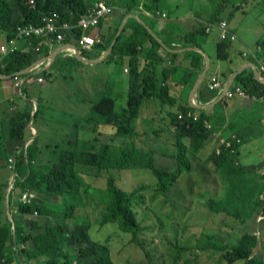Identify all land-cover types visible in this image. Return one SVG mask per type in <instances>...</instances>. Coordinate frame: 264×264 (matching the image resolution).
Wrapping results in <instances>:
<instances>
[{
  "label": "trees",
  "instance_id": "trees-1",
  "mask_svg": "<svg viewBox=\"0 0 264 264\" xmlns=\"http://www.w3.org/2000/svg\"><path fill=\"white\" fill-rule=\"evenodd\" d=\"M96 0H12L11 4L8 0H0V33L5 35V39H10L15 36L19 25L23 24H41L44 18L51 13H59L61 20H72L83 14L87 8L93 5ZM222 1V2H221ZM107 2L114 7L122 8L118 11L116 19L101 21L98 31L102 36L103 41L96 44L90 51L82 50V54L90 59H95L103 52H105L111 45L117 30L128 14L137 13L145 21L147 16L141 12V7L154 14L160 8L161 0H107ZM225 0H218L215 10L211 13L209 22L217 24L221 20V14L226 6ZM225 4V5H224ZM141 6V7H140ZM232 14V13H231ZM156 18V17H153ZM113 21L111 28L105 29L106 23ZM148 21V20H147ZM154 29V21L151 19L149 24ZM205 25H202L195 30L188 33H179L174 25H165L162 32L155 33L161 38V43L142 23L139 17L134 15L127 19V22L117 37L111 53L102 62L111 64L112 62L126 66L128 73L124 76L127 78L128 90L125 93L126 101L121 108H117V99L114 93L117 75L115 71L109 70L104 76V89L102 93H95V99L83 118L82 123H75L76 140L66 138L63 143L59 138V145L66 146L58 152L59 160L56 163L48 165H37L36 159L41 155L42 134L37 129V121L41 117L42 109L41 103H34L27 101L29 96V86L25 84L22 94H25V102H29L27 110L14 109L1 124L0 130V156L7 154L9 151L5 142H11L12 152L15 149L21 150V154L17 158L16 171L17 176L14 186L20 192L26 189L35 190L45 198L54 199L53 202H45L39 200L38 203L22 204L18 201L14 202L12 192L8 196L7 205L12 212V204L15 205L18 214L22 215H38L42 218H51L53 221L47 225H43L42 221L30 220L28 227L27 223L17 222V218L12 214L13 221L7 215L0 213V264H14L16 256L23 254L25 257V264H32L37 261L38 264H82L83 259L88 255L86 248L90 246L99 247L101 250L97 251L95 257L100 261V264H114L109 249L104 244H95L92 237L87 231L73 235L75 243H84L77 251L76 260L74 255L66 248V240L68 237L69 219L75 217V210L79 207L82 193L87 192L90 183L86 181L85 177L78 171V166L82 165L89 169H94L96 173L106 174V192L104 197L105 210L101 216L100 226L113 223L117 224L119 229L126 234H130L132 242L138 244V235L141 232L140 224L137 220L136 214L133 210V194L123 190L117 185L116 173L121 169H133L134 157H140V150L134 145H128V138H133L136 133V122L139 119L140 111L145 105L144 103L151 97L159 99L160 104L169 105L176 110L169 111L170 125L175 129V143L172 149H167L163 154L166 157L174 160L176 166L173 170H163L157 167L155 163V156L158 154L155 150H150V155L144 163V168L148 169L155 177V185L157 193L165 195L166 192L173 186V183L182 173H189L191 171V161L187 155V151L196 154L203 149L206 141L209 138L210 132L206 125L205 119L207 116L201 113L197 119L192 116H187L188 110L203 109L196 106L179 105L175 97H173L170 90V83L168 79L175 67L164 68L161 74L157 72V66L164 61L162 52L164 51L172 59V62L179 55L180 52L185 51L192 55L190 66L186 68L183 82L187 83L190 78L193 82L204 68V55L197 50H183L179 48H186L190 46H197L200 43L197 41V32L201 35L206 34ZM82 30L75 29L70 38L66 42H71L74 38H78ZM34 43L38 42L36 37L30 38ZM177 40L181 46H175L173 42ZM28 42V38L23 39ZM230 41L218 39L217 52L219 59H227L229 56ZM256 45L261 47L258 55L264 56V35L259 37ZM40 52L46 56L50 54V47L42 45L40 51L27 50L23 46L9 53L0 64V76H8V81L12 80L11 75L16 72H21L23 76L32 78L34 72L28 71V67L35 61V57ZM63 52L59 53L53 63L61 58ZM94 57V58H92ZM128 58V61H126ZM77 63L84 62L77 56L69 57ZM257 64L256 60H252ZM110 62V63H109ZM42 69V73L47 78L56 76L53 70V65ZM106 64V63H105ZM26 71H23L25 70ZM250 70V71H249ZM264 74L263 72H260ZM6 79V78H5ZM170 80V79H169ZM235 82L242 86L245 92L251 96L264 97V81L257 78L250 69H244L235 76ZM30 85V84H29ZM28 97V98H27ZM85 101V100H84ZM36 105V110L34 106ZM183 112L184 116L179 114ZM7 123V125H5ZM30 123L37 131L36 137L25 149V144L29 139L30 132L28 126ZM84 125L78 127L77 125ZM7 127V128H6ZM109 129H108V128ZM103 129L111 132L113 140L122 137L123 141L118 145L113 146L109 141H104L99 147H96L92 141L86 139L87 131L103 134ZM85 138V139H84ZM185 139L189 140V146L185 144ZM232 144L231 148L220 147L219 153L213 151L207 158V161L214 164L217 168L225 169L230 167L233 174L240 172L239 166L233 164L236 159L239 144L236 140L230 138ZM56 144V145H57ZM55 145V146H56ZM59 148H56V150ZM141 165V164H140ZM138 162L135 166L139 167ZM8 186V185H6ZM264 202V199H263ZM212 203L220 206L221 203L212 201ZM3 205L6 209L5 200ZM212 205V204H211ZM209 207L212 209V206ZM216 212L227 211L230 215L232 212L225 207L214 209ZM5 217V218H4ZM14 227V228H13ZM33 232H35L33 234ZM258 242V237L255 234L245 233L242 235L238 244L225 251L224 258L233 264L237 261H243V264H264V261L255 255V247ZM25 244L19 251L13 253L8 252L10 245ZM140 246V245H138ZM195 248L201 251L216 249L223 251L224 245L214 240L212 236H207L206 239H201L196 242ZM36 264V263H33Z\"/></svg>",
  "mask_w": 264,
  "mask_h": 264
},
{
  "label": "rangeland",
  "instance_id": "rangeland-1",
  "mask_svg": "<svg viewBox=\"0 0 264 264\" xmlns=\"http://www.w3.org/2000/svg\"><path fill=\"white\" fill-rule=\"evenodd\" d=\"M8 1L15 7L12 0ZM177 1V6L182 10L183 7L181 5L184 0ZM193 1L197 3L199 9L204 13L203 20L197 23V26L205 25V32H208L209 18L217 6L218 0H185L187 3L184 8L189 7ZM225 1L227 3L221 14V20L227 19L229 24L231 22L237 23L236 28L242 37L253 39L255 35L259 36L260 34H257L256 31H259L257 29L258 24H261V22L264 23V0ZM113 5L114 10L111 19H116L118 17V11H122L123 9L116 7L115 4ZM170 8V1L167 0L165 5L158 9L156 19L163 18L165 19L163 22L168 23L170 15L175 12L173 8ZM164 9L166 10V15L162 13ZM261 29H264V26ZM263 35H260V37ZM56 46L58 45L53 47ZM63 55L53 64V70L58 72L55 77L47 78L42 73H34L32 82L36 81L35 75L37 76V74L44 77V81L37 86L39 90L36 89V94L74 93L73 97L76 98L72 101L77 103V101H80V95L76 93L99 94L103 92L105 80L101 78L106 76L110 69L108 67L106 71H103L99 65L107 57L100 62H86L81 64L75 62L73 59H69V57L77 56L75 53L65 51ZM260 59V63L256 60L258 63L256 65L259 75L264 78V74L260 73H264V56L260 55ZM126 61H128V58H126ZM105 63L109 65L107 62ZM120 67L119 73L126 75L128 71L125 69L128 67ZM110 68L113 71L118 69L117 64L113 62ZM57 75L59 79H57ZM201 83H199V86H202L203 83ZM12 87H14V83ZM226 87L227 85L223 92L228 98L239 96L229 97L227 93H235L236 88H242L236 82L233 85L231 84L228 89ZM217 88L223 89V83L221 81L218 87L212 89ZM114 93L116 96H119L116 98L117 108L119 109L125 104V93L121 92V88H118ZM13 94H18V91L16 90ZM248 96L251 98H260L251 95ZM93 99L95 97H91L88 100L91 105ZM150 99L151 97L144 103L145 106L142 107L139 119L136 122L137 135L133 138L125 139L129 146H131L130 144H135L134 146L140 150L138 152H140L141 156L134 157L133 169H121L116 173L117 185L133 194V210L141 227V232L138 235V244L133 243L131 235L123 233L117 224L110 223L102 227L100 226L101 216L105 210L103 199L106 192V174L103 173L100 175L94 169L80 165L77 167L78 171L90 183V187L87 192L82 193L80 205L75 210V217L68 221L69 228L66 248L72 253V256L74 255L73 260H76L75 257L78 254V248L85 245V242L75 243L73 235L87 231L94 243L98 242L108 247L114 264H230L224 258L225 251L226 249L230 250L235 247L245 233L255 234L258 237L254 252L258 258L264 261V171H259L258 166L254 167V164L244 166L239 163L237 160L238 152L236 153L233 167L239 166L241 173L237 172L233 174L234 172L230 167L225 169L217 168L214 164L208 162L207 158L210 154L213 151H220L221 146L224 145L225 147L231 148V142L227 145V141L233 138L231 135H227L222 131H219V139L214 137L218 132L217 128L219 129L223 122V116H217L214 123L211 115L207 113L206 108H203L202 112L188 110L186 115L192 116L194 119H197L201 113L207 116L204 122L206 127L210 129L209 138L203 146L204 149L198 153L193 154L187 151L192 165L191 171L189 173H182L165 195L158 194L154 175L148 169L144 168L143 165L150 155V150H155V152L158 151V154L155 156L157 167L168 171L175 168L176 163L174 160L164 156V152L172 149L175 143V129L170 125V118L168 116L171 108L168 110L166 107L164 108L163 104H160L159 99H154L157 103L155 102V104H152L153 106L150 105V107H147ZM25 103L26 106L29 105V102ZM90 107H88L87 112H89ZM174 110L176 109L174 108ZM217 113H219V110H217ZM180 114H182V117L184 116L183 112ZM72 117L77 124L82 120L81 115L79 117L73 115ZM216 123L218 124L215 125ZM77 126L82 127L84 125L79 124ZM76 129L77 127H74L73 124L71 130L46 131L45 135H48V138L43 137L46 144L42 143V147L40 148L43 150V153L45 150L47 154L42 155L41 151L42 156L37 157L35 163L40 166L56 163L59 160L58 152L63 146H66V144L58 146L59 138L64 139L62 141L63 143H66L65 140L68 136L69 138L73 136V141L76 140ZM102 131L103 134L99 133V131L93 133L87 131L85 132L86 139L92 141L96 147H99L104 141H109L113 146L123 141L122 137L113 140L109 130L103 129ZM214 138L216 139V144L213 148L214 145H209V142L214 140ZM185 144L189 146L188 139H185ZM257 145L260 146V142ZM168 147L169 149H167ZM14 148L12 147L7 154H1L0 156V184L3 183L4 187L6 184L10 185L12 177L17 174L16 168L13 169L14 171L8 168L7 161V158L9 159L14 155V151L12 152ZM56 148L59 149L56 150ZM249 149L252 152V156H256L255 149ZM136 161L138 165L141 164L139 167L135 166ZM255 164L259 165L257 163ZM16 177L18 178V176ZM7 190L5 191V199ZM32 191L35 194L36 203L40 199L45 202L55 203V201L53 202L54 199L50 197L45 198L37 191ZM19 192V189L14 187L12 191L13 195H11V198L15 196V198L13 197L14 202L17 201ZM1 199L0 197V202ZM212 201L221 204L217 206ZM5 204L6 209L2 200V205H0V211L2 210V212L0 213L1 215H7L13 221L14 217H12V214L16 217L18 216L16 207L12 204L11 212V207H8L7 201H5ZM209 205L212 206V209ZM223 207L232 212V215L227 211H214L216 208ZM16 220L17 222L20 220L21 223L26 222V227H28L30 220L42 221L43 225H47L53 221L51 218H42L38 215L32 217L28 214H19ZM207 236H212L214 240L216 239L218 243L224 245L225 249L223 251L216 249L201 251L195 248L196 242L201 239H206ZM24 246L25 244L21 246L10 245L8 252L15 255V251H19ZM99 250H101L99 247H87L86 253L88 256L83 259L82 264H100V261L95 257L96 252ZM25 260L23 254H19V257L16 256L14 264H25ZM33 263L38 264L37 261H33ZM233 264H243V261H237Z\"/></svg>",
  "mask_w": 264,
  "mask_h": 264
},
{
  "label": "crops",
  "instance_id": "crops-1",
  "mask_svg": "<svg viewBox=\"0 0 264 264\" xmlns=\"http://www.w3.org/2000/svg\"><path fill=\"white\" fill-rule=\"evenodd\" d=\"M142 1V0H141ZM167 0H161L160 8L165 5ZM171 8L175 10L174 14L170 15L168 19V23H164L165 19L157 18V11L154 14L151 11H147L143 9L141 6V12L147 16V20L145 21L141 18L137 13H134L136 17H139L140 20L144 21L147 25L151 19L154 21V29L148 25V27L153 30V32H162V29L165 25H172L174 23V27L177 28L179 33H188L191 30H195L198 28V24L200 21L203 20L204 13L199 9L197 3L194 1L192 4L184 8L187 2L182 3V10L180 7L177 6V0H169ZM164 4V5H163ZM170 8V9H171ZM162 13H166L164 9ZM166 15V14H165ZM206 16V15H205ZM156 17V18H153ZM232 21V20H231ZM234 21V20H233ZM113 22V21H112ZM112 22H107L105 29L111 28ZM170 22V23H169ZM202 26V25H201ZM231 28L237 33L238 37L237 40H234L229 45V56L227 59H219L218 52H217V41H218V29L214 28L210 32H206V34L201 35V33L197 32V41L200 43L201 46L199 48L197 46H190L186 48H179L180 51L183 50H197L204 55V68L197 76L196 80L190 78L187 83L183 82L184 74L186 68L190 66V62L192 59L191 54H187L185 51L180 52L179 55L175 58L172 62V59L167 55L164 51L162 52L164 56V61L157 66V72L161 74L164 68H170L171 66L175 67L170 74V94L175 97L178 101L179 105H185L186 107L189 105L198 106L201 109L206 108L207 113L211 115L212 120L215 123V118L217 116H223V122L220 125V128L214 136L216 139H219L218 134L219 131L226 133L227 135H231L233 139L237 141L239 144L238 147V156L237 160L239 163L243 164L244 166L249 164H254V167L258 166L259 171H264V97L260 98H251L250 96H236L233 98H228L224 94V88L228 85L232 78L231 84L235 83V73L237 74L244 69H252L254 71V63L252 60L253 58L247 57L244 55V52L255 49L256 48V41L260 37V35L264 34V23L261 22L257 26L259 31H256L258 35H255L253 39H248L246 37H242L237 30L236 26L237 23H230ZM155 30V31H154ZM217 38V39H216ZM5 39V35L0 33V42ZM175 46H181L180 42L175 40L173 42ZM58 45L56 47H53ZM50 47V54L44 56L41 52L39 55L35 57V61L32 65H30L27 69L28 71H32L34 73H38L43 68H48L52 63L54 58L61 52L71 51L68 49L67 44L58 43ZM27 49L28 42L20 41V47ZM32 50V49H31ZM244 56H243V55ZM54 55V56H53ZM209 58V66L207 67V58ZM50 56V57H49ZM50 62V63H49ZM86 63L85 61H83ZM49 63V64H48ZM258 64V63H257ZM53 65V64H52ZM110 65L105 63H100V69L106 71L107 68H110ZM118 69L115 70V74L117 75L116 81L118 82L115 87V91L118 88H121V92L127 93L128 90V82L125 74H120L119 71L121 69L120 65H117ZM207 67V70L205 71ZM205 73L203 74V72ZM250 71V70H249ZM58 72H56L57 74ZM255 73V72H254ZM37 74V75H38ZM236 74V75H237ZM59 75V74H58ZM57 75V79L59 76ZM6 78V79H5ZM216 78L218 81L223 83V89H211L209 88V82ZM8 76L2 75L0 76V130L1 124L4 120H8L6 117L14 110V109H22L27 110L28 107L25 103L26 95L20 94H13L16 92V89L12 87L13 80L8 81ZM56 82V81H55ZM202 82V86H199V83ZM42 82H31L29 87V102L33 101L34 103L40 102L41 103V117L37 121V129L39 133L42 134V143L46 144L43 140V137L48 138L46 131L49 130H71L73 124L77 123L74 121L72 117L75 115L79 117L80 115L83 118L87 115V109L91 106L89 103V98L94 97L95 93H76L80 95V101H72L74 98V93L69 94H36V89L39 90L38 84ZM199 86V87H198ZM31 87V88H30ZM84 99L86 100L83 103ZM83 100V101H82ZM26 101V102H27ZM155 100L153 98L147 104V107L153 106L155 104ZM157 103V102H156ZM145 106V105H144ZM164 108L166 107L167 110L171 107L169 105H163ZM174 108H171L173 110ZM219 110V113H217ZM79 123H82L83 121ZM216 123L215 125H217ZM7 125V123H5ZM43 131V133H42ZM209 142V145L213 144V148L215 147V139ZM62 140V139H61ZM260 142V146L257 143ZM6 147L8 150L12 148L11 142H5ZM42 147V146H41ZM260 147V148H259ZM212 148V149H213ZM249 148H254L256 156H252V152ZM204 149V148H203ZM18 149H15L14 153L16 154ZM42 150V149H41ZM212 151V150H211ZM13 153V154H14ZM47 153L42 150V155H46ZM41 155V156H42ZM8 161V158H7ZM255 163L259 164L256 165ZM241 173V171L239 172ZM253 177V176H252ZM8 185V184H6ZM5 188L8 189V186L0 184V197L2 205V200L8 201V190L5 199ZM2 212V210L0 211ZM17 213V211H16ZM19 216V214L17 213Z\"/></svg>",
  "mask_w": 264,
  "mask_h": 264
},
{
  "label": "built area",
  "instance_id": "built-area-1",
  "mask_svg": "<svg viewBox=\"0 0 264 264\" xmlns=\"http://www.w3.org/2000/svg\"><path fill=\"white\" fill-rule=\"evenodd\" d=\"M33 2V0H32ZM114 7L110 5L107 0H96L93 5L89 6L87 10L81 14L79 17L74 18L72 20H61L59 13H51L44 18L43 23L41 24H23L19 25L18 31L15 36L10 39H4L0 42V64H2L4 58L9 54L14 52L16 49L20 47V41L28 38V47L27 50H35L37 52L40 51L42 45L53 46L58 43L66 42L67 38H70L72 32L80 28L82 33L78 38H74L73 41L67 42V47L69 44L74 43L78 47L79 51L82 53V50L90 51L96 44H100L103 39L101 34L98 31V27L100 22L103 20L110 19L112 15ZM165 15V13H163ZM218 28L219 38L222 40H228L230 42L237 40V33L231 28L227 19H222L219 23L213 24L208 23V32L211 29ZM216 28V29H217ZM36 37L38 42L34 43L30 38ZM68 49L71 52L75 53V50L72 47ZM259 51H261L260 46H256L255 49H250L244 52V55L247 57H252L257 60L259 63L261 62L260 56L258 55ZM50 63V62H49ZM48 63V64H49ZM264 68V66H263ZM45 69V68H43ZM127 71V68L125 69ZM11 79L14 83V88L18 91V94H22L23 87L25 84H31L32 78H28L27 76H23L21 72H16L11 75ZM35 80L38 82H43L44 77L42 75H35ZM220 85V81L216 78H213L212 81L209 82V88H216ZM229 97L239 95V96H248V94L244 91L243 88H236L235 93H227ZM36 110V105L34 106ZM182 117V114L179 115ZM28 130L30 132L29 139L25 144V149L29 146V144L33 141V139L37 135L36 129L33 127V124L30 123L28 126ZM227 145H229L230 141H227ZM21 150H17L16 154L14 153L8 159V168L11 171L16 168L17 158L21 154ZM219 153V150L217 151ZM16 174L12 177V182L8 185V196L14 189V182L16 180ZM35 194L32 190L26 189L25 191L19 192L18 201L22 204H30L35 202ZM37 215V214H36Z\"/></svg>",
  "mask_w": 264,
  "mask_h": 264
},
{
  "label": "water",
  "instance_id": "water-1",
  "mask_svg": "<svg viewBox=\"0 0 264 264\" xmlns=\"http://www.w3.org/2000/svg\"><path fill=\"white\" fill-rule=\"evenodd\" d=\"M133 14H128V15H126L125 17H124V19L122 20V22H121V24H120V26H119V28H118V30H117V33H116V36L114 37V39H113V41H112V43H111V45L109 46V48L104 52V54L100 57V58H98V59H94V60H92V59H88L87 57H85L80 51H79V49H78V47L76 46V44H74V43H71V44H69L68 45V47H72L74 50H75V54L77 55V57H79L80 59H82V60H84L85 62H88V63H95V62H100V61H102L103 59H105L110 53H111V51H112V49H113V46H114V44H115V42H116V40H117V37L120 35V33L122 32V30H123V28H124V26H125V24H126V22H127V19L130 17V16H132ZM135 16V15H134ZM142 21V20H141ZM142 23L148 28V30L161 42V43H163V41L161 40V38L155 33V32H153V30H151L149 27H148V25L144 22V21H142ZM54 56V55H53ZM50 57V56H49ZM206 58H207V67L209 66V58H208V56L206 55ZM207 67H206V69H205V71L207 70ZM23 71H26V69L25 70H23ZM205 71L203 72V74L205 73ZM254 72H255V75H256V77L257 78H259V79H262V80H264V78H262L260 75H259V71H258V69H257V65L256 64H254ZM236 74H237V72L235 73V76H236ZM234 78V77H233ZM233 78H232V80H233ZM232 80H231V82H232ZM231 82L227 85V87H226V89H228L229 88V86L231 85ZM225 89V90H226Z\"/></svg>",
  "mask_w": 264,
  "mask_h": 264
},
{
  "label": "clouds",
  "instance_id": "clouds-1",
  "mask_svg": "<svg viewBox=\"0 0 264 264\" xmlns=\"http://www.w3.org/2000/svg\"><path fill=\"white\" fill-rule=\"evenodd\" d=\"M231 43V42H230Z\"/></svg>",
  "mask_w": 264,
  "mask_h": 264
}]
</instances>
